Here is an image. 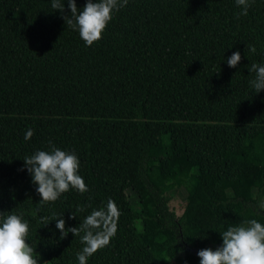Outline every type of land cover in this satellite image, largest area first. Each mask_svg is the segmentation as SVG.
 I'll return each mask as SVG.
<instances>
[{"label": "trees", "instance_id": "16d2710c", "mask_svg": "<svg viewBox=\"0 0 264 264\" xmlns=\"http://www.w3.org/2000/svg\"><path fill=\"white\" fill-rule=\"evenodd\" d=\"M239 11L234 0H128L86 46L50 0H0V211L32 223L38 264H78L83 231L61 237L54 215L79 228L104 209L115 222L86 264H199L219 231L264 222V90L254 93L247 68L264 62V0ZM49 141L76 152L86 191L39 201L20 169ZM176 192L181 216L169 208Z\"/></svg>", "mask_w": 264, "mask_h": 264}, {"label": "clouds", "instance_id": "9594fccd", "mask_svg": "<svg viewBox=\"0 0 264 264\" xmlns=\"http://www.w3.org/2000/svg\"><path fill=\"white\" fill-rule=\"evenodd\" d=\"M251 0H234L240 9L238 15H246ZM128 0H85L81 7H77L76 0H67L70 14H64L65 0H50V7L59 9L65 24L78 32L84 44L91 45L101 38V34L113 14L126 6ZM249 51L255 52L254 46ZM241 59L239 50L233 51L224 61L227 66L235 67ZM249 73L254 74L248 81L254 93L264 90V62H253L247 67ZM33 130L28 128L24 139L28 140ZM47 149L37 148L30 155L23 157L20 170H26L39 194L40 202L55 201L62 193L70 188L86 191L87 186L79 174V157L74 150L62 149L48 142ZM114 215L115 205L108 201L105 206ZM71 218V216L69 217ZM55 228L60 230L61 237L71 232L80 236L82 248L76 253L78 264H86L87 258L98 248L109 241L115 233V222L109 226L104 209L92 210L84 217L79 228L65 227L63 214L56 216ZM49 222V221H48ZM42 225H47V223ZM102 230L92 231L100 228ZM29 221L21 213L0 211V264H38V257L34 255V246L27 242ZM221 243L216 248L206 247L197 250L199 264H264V222L255 218L248 219L237 225H230L219 231Z\"/></svg>", "mask_w": 264, "mask_h": 264}, {"label": "rangeland", "instance_id": "374dc122", "mask_svg": "<svg viewBox=\"0 0 264 264\" xmlns=\"http://www.w3.org/2000/svg\"><path fill=\"white\" fill-rule=\"evenodd\" d=\"M128 152L130 154V156L133 158L134 156H137L140 152V147L139 144L136 141H130L128 144ZM131 157L126 161L125 163V168L128 174V179L125 182L126 183V187H127V193L129 194V186L131 185V182L133 180V178L135 177V175L137 174V164L135 162L134 159H131ZM263 159H264V155H263ZM161 191H164L162 188H160ZM186 205V197L184 194H182L181 192H176L173 193L170 196V202H169V208L177 215V216H181V214L184 211ZM33 228H32V223L29 221V230L27 233V237L26 240L29 238L31 232H32ZM39 264H46L45 260L43 258H41L39 260ZM174 264H176L174 262Z\"/></svg>", "mask_w": 264, "mask_h": 264}]
</instances>
